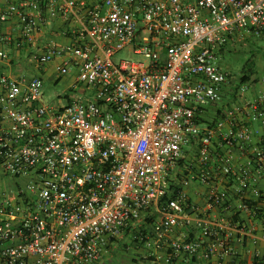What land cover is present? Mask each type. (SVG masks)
<instances>
[{
	"label": "built area",
	"instance_id": "1",
	"mask_svg": "<svg viewBox=\"0 0 264 264\" xmlns=\"http://www.w3.org/2000/svg\"><path fill=\"white\" fill-rule=\"evenodd\" d=\"M17 2L15 49L31 44L46 18L80 23L70 45L28 57L36 68L62 59L59 73L74 69L82 91L48 104L42 77L0 76V264H96L123 241L140 255L136 264H264L228 260L233 238L254 241L239 216L254 211L243 192L256 178L240 171L235 200L214 183L233 173L234 146L243 152L256 132L241 126L226 136L227 118L198 125L201 110L239 81L217 66V55L264 31V0ZM10 42L0 36V64ZM121 51L136 58L115 62ZM248 108L264 145V102ZM216 138L225 147L217 174L189 178L206 187L199 207L167 175L191 141L206 166ZM254 153L264 165V150Z\"/></svg>",
	"mask_w": 264,
	"mask_h": 264
},
{
	"label": "crops",
	"instance_id": "2",
	"mask_svg": "<svg viewBox=\"0 0 264 264\" xmlns=\"http://www.w3.org/2000/svg\"><path fill=\"white\" fill-rule=\"evenodd\" d=\"M19 9L17 0H0V15H6L5 22L0 23V36L8 38L11 42L5 46V51L8 55V62L0 64V76H6L14 80L29 81L30 79L40 76L43 80V91L45 87V79L51 82V85H56L61 81L64 82V90L60 95H56V103L54 104H67L76 98L82 91L80 85L79 88H75L76 83V71L65 79H62L59 73V68L62 65V59H56L53 62L46 65L44 68H33L29 73L22 77L20 75V64L23 62L20 55L24 53V58H27L31 53H41L46 50L49 45H56L58 47L68 46L72 43L73 33L80 27V23L77 21L65 22L59 17L46 18L40 24V29L37 32L34 41L31 44H27L25 41L22 43L20 49L14 48V42H21V30L19 20L16 16V12ZM43 17V16H42ZM264 33H261V35ZM223 52V51H222ZM221 53V52H220ZM36 71V72H35ZM34 72V73H32ZM248 76V80L244 82L239 81L232 84L230 87L223 90V100L219 105L207 106L199 113L198 125L200 128L211 127L214 122L220 118H227L232 124V127H225L224 134L232 136L237 132V129L241 126H245L253 129L256 132V136L245 145L243 152L237 146H234L233 151L235 159L232 163L233 173L226 179H215L214 183L219 190L225 189L228 191L230 198L237 199L236 192L238 190L237 177L242 169H249L251 175L256 178V181H250L249 187L243 192V198L250 203H253L254 211L241 213L239 219L242 223L251 226L254 233V241L246 240L243 244H238L236 238H233L232 247L234 255L228 257V260L241 261L242 263H248L254 258H264V232L263 225L264 219L260 217L259 213H263L264 210V165L258 163L259 158L256 157L254 149L264 150V145L260 143V138L263 135V130L260 122L251 121V113L248 108V104L254 100H261L264 102V75H258V73L244 74ZM242 83V84H241ZM243 85L244 89L240 90V86ZM44 95V92H43ZM45 102V101H44ZM47 103V102H46ZM185 147H189V150H184ZM197 142L191 141L187 145L182 147V153L179 161L169 170L167 180L169 177L173 179L171 181H179L178 188L181 189L186 199L201 207L204 201L206 193V187L196 180H190L191 174H199L207 170L212 174H217L218 157L221 156L225 147L223 141L220 138L213 140L211 147V158L206 166H199L196 161ZM194 154L192 157L183 156V153ZM189 159L192 161L190 166L185 165V161ZM261 172L260 177L258 173ZM187 177L188 182L182 185L183 179ZM257 215H256V213ZM262 216V215H261Z\"/></svg>",
	"mask_w": 264,
	"mask_h": 264
},
{
	"label": "rangeland",
	"instance_id": "3",
	"mask_svg": "<svg viewBox=\"0 0 264 264\" xmlns=\"http://www.w3.org/2000/svg\"><path fill=\"white\" fill-rule=\"evenodd\" d=\"M223 51V52H222ZM216 57L217 66L224 72L228 73L233 77H241L243 74L258 73V75H264V34L248 35L240 40H234L233 43L226 48H224ZM24 53L20 55L23 62L20 64V75L25 77L30 70H34L36 66L31 62L29 57L24 58ZM136 58L129 54L127 51L118 52L113 60H125L128 58ZM74 69L70 68L67 73L61 75L62 79L67 78L74 73ZM36 72V71H35ZM34 73V72H32ZM242 84V83H241ZM64 82L61 81L56 85H51V82L45 79L44 95L43 100L48 104L56 103V95H60L64 90ZM80 84H76L75 88H79ZM244 86H240V90H243ZM184 150H189V147H185ZM191 152V151H190ZM194 154L183 153V156L192 157ZM190 161L187 159L185 165L190 166ZM178 163V162H177ZM169 183L178 184L179 181H171L173 178H168ZM4 189V194H8L10 187L7 183L2 184ZM130 237L127 240H131L133 234H129ZM112 248V249H111ZM111 250L103 255L100 261L96 264H136L138 261L135 260L136 257H139L137 250L134 249V246L123 241L118 245L111 246Z\"/></svg>",
	"mask_w": 264,
	"mask_h": 264
},
{
	"label": "trees",
	"instance_id": "4",
	"mask_svg": "<svg viewBox=\"0 0 264 264\" xmlns=\"http://www.w3.org/2000/svg\"><path fill=\"white\" fill-rule=\"evenodd\" d=\"M262 33H264V31ZM246 80H248V76L243 74V76L240 78V82H244ZM175 189H176V192H178V189L177 188Z\"/></svg>",
	"mask_w": 264,
	"mask_h": 264
}]
</instances>
